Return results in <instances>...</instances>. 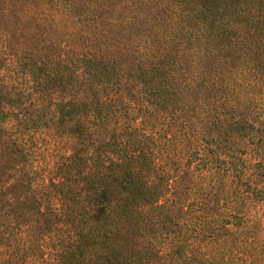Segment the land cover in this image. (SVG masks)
Masks as SVG:
<instances>
[{"label": "trees", "instance_id": "16d2710c", "mask_svg": "<svg viewBox=\"0 0 264 264\" xmlns=\"http://www.w3.org/2000/svg\"><path fill=\"white\" fill-rule=\"evenodd\" d=\"M261 89L264 0H0V264H264Z\"/></svg>", "mask_w": 264, "mask_h": 264}, {"label": "rangeland", "instance_id": "374dc122", "mask_svg": "<svg viewBox=\"0 0 264 264\" xmlns=\"http://www.w3.org/2000/svg\"><path fill=\"white\" fill-rule=\"evenodd\" d=\"M250 84H251V90H250V92H251V95H252V100L250 101V108L251 107H255V108H257L256 107V102L258 101V97H257V92H259L260 90H258V88L256 87L257 86V84H256V78L254 77V72L252 71V74H251V78H250ZM262 91H264L263 89H261ZM254 104H252V103ZM262 111H264V110H262ZM168 132H171V131H169L168 130ZM173 132H176V134H178V135H180V136H183V132H181V131H179V130H175V131H173ZM187 131H185V133H186ZM189 132H191V133H193V131L192 130H189ZM191 136H188L187 138H186V141L188 142V143H190L191 142ZM190 145H192V144H190ZM155 157H161V158H164V157H171V158H173V159H176V158H178V157H180V156H155ZM201 155H198V156H189V159H192L191 161H189V159L186 161V163L188 162V164L190 165V166H195L194 167V171L196 172V171H198L201 167H203V163H202V161L200 160L201 159ZM238 157H240V158H242V157H258V156H238ZM184 158H185V156H184ZM186 158H188V157H186ZM185 158V159H186ZM190 162V163H189Z\"/></svg>", "mask_w": 264, "mask_h": 264}]
</instances>
